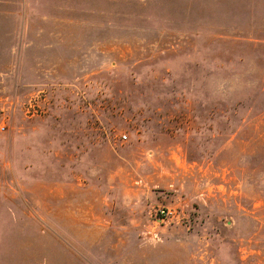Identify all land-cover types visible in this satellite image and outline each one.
Listing matches in <instances>:
<instances>
[{
  "label": "rangeland",
  "instance_id": "374dc122",
  "mask_svg": "<svg viewBox=\"0 0 264 264\" xmlns=\"http://www.w3.org/2000/svg\"><path fill=\"white\" fill-rule=\"evenodd\" d=\"M0 264H264V0H0Z\"/></svg>",
  "mask_w": 264,
  "mask_h": 264
}]
</instances>
